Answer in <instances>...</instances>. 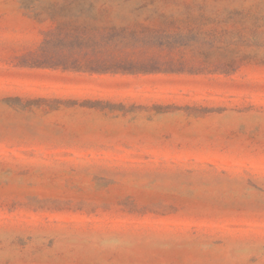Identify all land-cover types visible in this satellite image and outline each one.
<instances>
[{
    "label": "rangeland",
    "instance_id": "rangeland-1",
    "mask_svg": "<svg viewBox=\"0 0 264 264\" xmlns=\"http://www.w3.org/2000/svg\"><path fill=\"white\" fill-rule=\"evenodd\" d=\"M77 14L154 63H18ZM0 264H264V0H0Z\"/></svg>",
    "mask_w": 264,
    "mask_h": 264
},
{
    "label": "trees",
    "instance_id": "trees-1",
    "mask_svg": "<svg viewBox=\"0 0 264 264\" xmlns=\"http://www.w3.org/2000/svg\"><path fill=\"white\" fill-rule=\"evenodd\" d=\"M81 18L77 14L45 30L40 44L20 55L18 63L98 73L125 70L127 65L145 67L152 61L139 62L136 53L146 47V39L165 31V28L118 26L95 17Z\"/></svg>",
    "mask_w": 264,
    "mask_h": 264
}]
</instances>
